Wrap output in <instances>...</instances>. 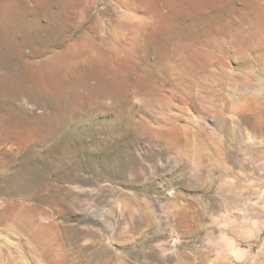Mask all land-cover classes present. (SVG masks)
Returning <instances> with one entry per match:
<instances>
[{
    "label": "rangeland",
    "instance_id": "obj_1",
    "mask_svg": "<svg viewBox=\"0 0 264 264\" xmlns=\"http://www.w3.org/2000/svg\"><path fill=\"white\" fill-rule=\"evenodd\" d=\"M0 264H264V0H0Z\"/></svg>",
    "mask_w": 264,
    "mask_h": 264
}]
</instances>
